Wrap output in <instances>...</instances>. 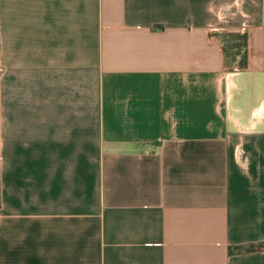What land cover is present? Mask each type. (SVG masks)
Returning a JSON list of instances; mask_svg holds the SVG:
<instances>
[{"label":"crops","instance_id":"1","mask_svg":"<svg viewBox=\"0 0 264 264\" xmlns=\"http://www.w3.org/2000/svg\"><path fill=\"white\" fill-rule=\"evenodd\" d=\"M233 1L0 0V264H264V0L211 34Z\"/></svg>","mask_w":264,"mask_h":264},{"label":"built area","instance_id":"2","mask_svg":"<svg viewBox=\"0 0 264 264\" xmlns=\"http://www.w3.org/2000/svg\"><path fill=\"white\" fill-rule=\"evenodd\" d=\"M230 6H222L214 11L215 21L208 24V31L211 34L222 35L226 30V24L229 18L234 14V10L230 9L231 6L235 7V4L238 3V0H234ZM241 29H244V25H241Z\"/></svg>","mask_w":264,"mask_h":264},{"label":"rangeland","instance_id":"3","mask_svg":"<svg viewBox=\"0 0 264 264\" xmlns=\"http://www.w3.org/2000/svg\"><path fill=\"white\" fill-rule=\"evenodd\" d=\"M228 61L231 62L232 60L231 59L230 60L228 59ZM233 62L240 63L241 61L239 59H237V60H233Z\"/></svg>","mask_w":264,"mask_h":264}]
</instances>
